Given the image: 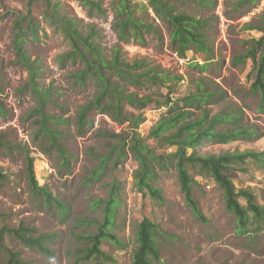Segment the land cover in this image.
Here are the masks:
<instances>
[{"label":"rangeland","instance_id":"1","mask_svg":"<svg viewBox=\"0 0 264 264\" xmlns=\"http://www.w3.org/2000/svg\"><path fill=\"white\" fill-rule=\"evenodd\" d=\"M51 1L61 3L62 13L78 19L82 31L92 28L107 54L119 45L129 61L143 58L151 65H160L172 74L181 75L183 81L176 97L185 95L190 82L201 76L216 82L228 92L230 101L245 110V119L261 133V137L252 141L206 145L199 150L200 154L264 149V112L257 111L259 98L249 92L254 80L253 65L250 60L245 65L233 64L235 57L243 56L251 47V40L262 36L261 32L245 31L243 27L246 23L261 26L264 0L244 16L233 12V1L236 0H210V8H198L188 2L179 5L181 12L209 20L214 60L209 62L210 66L203 74L192 69L190 64L197 62L200 65L204 57L188 52L186 59H181L170 46V28L156 20L144 0H135L141 17L154 23L161 34L146 35L145 47L135 43L120 44L117 40L112 29L113 0H96L101 2L102 14L90 13L79 0ZM28 8L39 28L37 38H29L24 50L39 67V86L51 87L54 91L55 105L49 107V113L68 119L59 127V142L68 155L67 167L61 164L58 152L37 136L36 118L30 116L36 103L29 89L24 88L28 72L17 64L18 58L12 47L14 23L19 16L27 14ZM45 9L44 0H0V173L3 176L0 179V230L4 227L31 228L37 235H54L55 239L49 245L51 255L46 256L23 245L8 232L2 233L0 264H6L9 251L18 253L31 264H82L77 261V253L88 245L82 236L94 234L97 224L101 223L102 207H95V203L107 199L114 178L120 183V205L113 233L128 248L121 249L104 241L102 248L113 259L106 264H132L134 232L144 214L156 221L162 232L158 241L160 262L156 264H264V218L249 222L246 232H240L234 215L226 209L222 192L211 178L195 177L193 196L203 216L198 219L187 205L173 170L158 172L156 185L162 191V202L137 192L132 177L136 165L131 156L116 167L113 162L107 164L102 175L92 177L110 147L127 138L131 131L128 124L119 125L98 110L88 113L91 125L79 130L77 115L92 100L95 89L91 83L85 87L76 85L69 75L77 67L58 60L70 46L61 33L44 20ZM165 111L155 105L143 110L146 121L137 130V135L146 139ZM146 142L157 153L176 150L175 147H160L152 139ZM28 157L34 159L38 186L45 187L65 209H58L55 203L46 204L42 195L32 192ZM231 177L238 190L251 191L257 204L264 208V170L251 164L245 172L232 170ZM241 203L245 204L243 200Z\"/></svg>","mask_w":264,"mask_h":264},{"label":"trees","instance_id":"2","mask_svg":"<svg viewBox=\"0 0 264 264\" xmlns=\"http://www.w3.org/2000/svg\"><path fill=\"white\" fill-rule=\"evenodd\" d=\"M152 10L156 20H161L170 28L169 41L174 52L186 59L188 52H194L204 57L203 63L190 64L201 74L207 72L209 64L214 60V53L210 43L207 18L196 17L179 10V5L186 2L198 8H210V0H144ZM261 0L233 1V12L244 16ZM81 5L90 13L102 14L101 2L96 0H79ZM46 9L44 20L54 30L61 33L68 42L70 50L58 57L60 62H71L75 71L70 73L73 82L85 87L91 83L95 89L92 100L84 105L77 115L79 130L91 125L88 113L98 110L100 114L108 116L113 122L128 124L131 134L119 140L99 161L92 177L103 174L107 164L120 165L128 156L132 157L136 168L133 171V185L137 192L150 199L162 202V191L157 187L158 172L175 171L180 191L183 193L187 205L193 214L202 219L203 216L193 196L195 177H209L222 192L226 209L232 213L237 222V228L245 233L249 222L262 220L264 208L257 204L256 196L249 190L237 189L231 177V171L245 172L252 164L257 169L264 170V149L261 151L235 150L220 154H200L199 150L206 145H228L236 141H252L261 137L257 127L245 119V110L230 101L228 92L216 82L207 77H199L190 82V89L185 95L176 97L183 77L172 74L160 65H151L146 59L129 61L126 59L119 45L114 46L107 54L93 29L86 31L79 28V20L62 13L59 2L44 0ZM112 29L120 44L135 43L141 47L147 44L146 35H160L158 28L152 22H146L139 13V6L135 0H113ZM261 26L246 23L245 31H258L262 36L251 40V47L243 56L235 57L234 66L245 65L248 60L253 65L254 80L249 92L259 98L257 111L264 112V13ZM28 8L27 14L19 16L14 23L12 47L17 56V64L28 72V81L24 88L32 94L36 107L30 112L35 117L37 136L46 140L49 147L55 149L61 164L68 166L67 152L60 145L59 127L68 119L49 113L53 102L54 91L51 87H40L38 77L39 67L25 53V42L29 38H37V29ZM210 62V63H209ZM143 90L145 94H139ZM165 108L166 111L150 129L147 138H140L137 130L146 121L143 110L148 106ZM0 104V108H1ZM220 107L217 111L215 108ZM129 108V110H128ZM2 110V108H1ZM139 112V113H136ZM82 133V132H81ZM110 137H118L109 135ZM119 138V137H118ZM152 139L156 145L176 150L171 153H157L146 141ZM28 160L29 185L33 193L42 195L46 204H56L58 209H65L63 204L56 203L51 193L45 187L38 186L33 170L34 159ZM3 176L0 173V179ZM120 183L114 178L109 185L106 200H97L95 207H102V221L97 224L96 232L83 235L87 247L77 253V261L82 264H106L113 262L102 246L104 241L125 249L128 248L114 233L116 215L119 210ZM241 200L245 204L241 203ZM9 233L23 245L39 251L46 256L51 255L49 245L55 239L54 235H37L31 228L0 230ZM161 228L156 221L144 214L137 223L134 232V248L131 252L132 264H156L160 262L158 241ZM6 264H31L19 257L18 253L8 252Z\"/></svg>","mask_w":264,"mask_h":264}]
</instances>
